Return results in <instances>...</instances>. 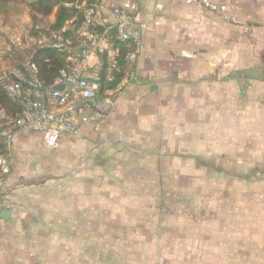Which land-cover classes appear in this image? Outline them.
Wrapping results in <instances>:
<instances>
[{
	"label": "crops",
	"instance_id": "crops-1",
	"mask_svg": "<svg viewBox=\"0 0 264 264\" xmlns=\"http://www.w3.org/2000/svg\"><path fill=\"white\" fill-rule=\"evenodd\" d=\"M209 1L133 0L106 119L14 137L0 264H264V0Z\"/></svg>",
	"mask_w": 264,
	"mask_h": 264
},
{
	"label": "built area",
	"instance_id": "built-area-1",
	"mask_svg": "<svg viewBox=\"0 0 264 264\" xmlns=\"http://www.w3.org/2000/svg\"><path fill=\"white\" fill-rule=\"evenodd\" d=\"M200 2L210 12L225 16V5ZM59 7L73 12L60 29H50L56 7L44 24L32 26L29 19L11 37L24 58L22 63L11 62L0 73L1 89L20 108L1 133L7 149L22 132L41 134L45 147L56 149L64 136L75 137L82 127L105 120L115 93L135 79L133 70L126 68L144 49L146 25L132 14L133 0H65ZM37 49L51 50L62 58L61 68L49 85L38 77L31 55ZM122 62L123 77L117 86L102 90L115 75L122 74ZM3 116L0 112V118ZM9 172L8 159L0 155V212L4 210L2 198Z\"/></svg>",
	"mask_w": 264,
	"mask_h": 264
},
{
	"label": "trees",
	"instance_id": "trees-1",
	"mask_svg": "<svg viewBox=\"0 0 264 264\" xmlns=\"http://www.w3.org/2000/svg\"><path fill=\"white\" fill-rule=\"evenodd\" d=\"M65 0H0V15L5 14L13 3L19 4L28 11V17L32 26L44 24L48 17L54 12V8L57 10L54 15V21L50 25L51 30H57L62 27L64 22L73 15L70 9H64L59 7V4ZM124 53V52H123ZM33 61L38 67V77L46 85L52 83L56 77L58 70L62 65V58L56 52L48 49H37L31 53ZM12 58V56H10ZM14 58V59H13ZM12 62L17 61L22 63V58L13 57ZM124 64L122 62V74L114 76V81L105 85L102 90L114 89L123 77ZM19 106L6 96L4 91L0 87V112L4 113V116L0 118V155L7 158L8 150L2 141L1 133L5 129L6 125L13 121L15 116L19 113Z\"/></svg>",
	"mask_w": 264,
	"mask_h": 264
},
{
	"label": "rangeland",
	"instance_id": "rangeland-1",
	"mask_svg": "<svg viewBox=\"0 0 264 264\" xmlns=\"http://www.w3.org/2000/svg\"><path fill=\"white\" fill-rule=\"evenodd\" d=\"M25 16L28 18V11L16 3L5 14L0 15V73L5 66L11 64L13 57L22 58V51L13 46L11 37L22 30V25L27 20Z\"/></svg>",
	"mask_w": 264,
	"mask_h": 264
},
{
	"label": "water",
	"instance_id": "water-1",
	"mask_svg": "<svg viewBox=\"0 0 264 264\" xmlns=\"http://www.w3.org/2000/svg\"><path fill=\"white\" fill-rule=\"evenodd\" d=\"M57 89L60 90V89H62V87H57ZM9 216H10V213L8 211H6V210H2L0 212V218L3 219V220H8Z\"/></svg>",
	"mask_w": 264,
	"mask_h": 264
}]
</instances>
